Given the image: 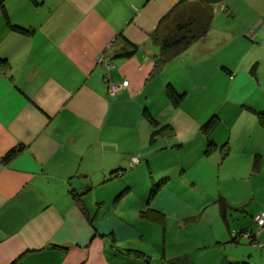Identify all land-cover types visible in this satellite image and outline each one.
I'll use <instances>...</instances> for the list:
<instances>
[{
    "label": "crops",
    "instance_id": "obj_1",
    "mask_svg": "<svg viewBox=\"0 0 264 264\" xmlns=\"http://www.w3.org/2000/svg\"><path fill=\"white\" fill-rule=\"evenodd\" d=\"M181 1H5L0 264H264V227L232 242L217 203L246 207L264 168V0L209 5L207 34L149 77L152 32ZM106 77L129 86L109 96Z\"/></svg>",
    "mask_w": 264,
    "mask_h": 264
},
{
    "label": "trees",
    "instance_id": "obj_2",
    "mask_svg": "<svg viewBox=\"0 0 264 264\" xmlns=\"http://www.w3.org/2000/svg\"><path fill=\"white\" fill-rule=\"evenodd\" d=\"M6 0H0V9L4 8V3ZM188 0H182L177 4L167 15H165L159 22L156 29L152 32V39L159 46V53L154 57V65L151 70L149 77H155L158 75L162 69L177 55H179L183 50H185L193 42L204 37L210 26L213 14L211 12L210 3H206L203 0H195L193 3L189 4L186 9H182V5ZM195 6V13H191L188 10V7ZM182 9V10H181ZM4 11V9H3ZM183 11V13H182ZM5 21L9 28L17 33L28 34L31 33V30L26 28L11 24L8 20L6 13H4ZM136 47V46H135ZM135 49L129 52H123L120 55L130 56L135 53ZM0 62H5V60L0 59ZM166 96L173 103V105H178L183 98V94H178L171 84L166 86ZM259 123L264 128V115L262 113L258 114ZM219 124V119L216 116L211 117L203 126L202 133L207 139L210 138L211 134L214 132L216 127ZM159 129H164V126ZM154 131V133L158 132ZM153 133V134H154ZM217 149V146L213 141L208 140L205 154L208 155L212 151ZM221 151L226 154L228 152L227 143L220 146ZM16 151L12 150L7 154L9 159ZM260 167V156L256 155L253 161V170H258ZM157 188H154L152 193L156 192ZM220 216L224 223L227 225V212L230 208L228 202L224 197H219L217 200ZM153 214V213H152ZM150 211L144 210L140 212V216L149 217L152 215ZM245 230H242L238 233L231 234V241L236 242L239 236H244ZM248 232V231H247ZM259 236V235H258ZM252 240L253 244H256V239L252 236L248 237ZM127 255L140 256V252L134 250H124ZM176 264H188L187 258H179Z\"/></svg>",
    "mask_w": 264,
    "mask_h": 264
},
{
    "label": "rangeland",
    "instance_id": "obj_3",
    "mask_svg": "<svg viewBox=\"0 0 264 264\" xmlns=\"http://www.w3.org/2000/svg\"><path fill=\"white\" fill-rule=\"evenodd\" d=\"M188 10L191 11V13H193L195 11V6L188 7ZM99 58L100 56L98 57L97 62H100L101 58L100 59ZM237 183L240 184V186H247L248 188L250 187L249 184L245 182H236V184ZM255 183L257 185L256 197L250 201L248 200L249 202L246 207L245 205H241L239 206V208L231 207L227 212L228 223L230 229H232V232L234 233H238V231H242L245 229L248 232H255L258 229V226L254 221V216L264 211V168L262 170V173L257 178V180H255ZM222 226L224 230H227L226 224H223ZM240 240L241 243H245L247 241L245 240V238L242 237L240 238Z\"/></svg>",
    "mask_w": 264,
    "mask_h": 264
},
{
    "label": "built area",
    "instance_id": "obj_4",
    "mask_svg": "<svg viewBox=\"0 0 264 264\" xmlns=\"http://www.w3.org/2000/svg\"><path fill=\"white\" fill-rule=\"evenodd\" d=\"M106 67H107V70L109 71L112 68V64L108 63L106 65ZM105 79L107 80V84H108L109 96H115L121 91V89L127 88L129 86V80H127V79L122 80L121 82L111 81L108 77H106ZM254 221L257 224L258 229L255 232H247V231L244 232L243 235L245 237L252 236L254 239H256L258 237V235L261 233V231L264 227V213H259V214L255 215Z\"/></svg>",
    "mask_w": 264,
    "mask_h": 264
},
{
    "label": "water",
    "instance_id": "obj_5",
    "mask_svg": "<svg viewBox=\"0 0 264 264\" xmlns=\"http://www.w3.org/2000/svg\"><path fill=\"white\" fill-rule=\"evenodd\" d=\"M203 1H205L206 3H210V4H216V3L221 2L222 0H203Z\"/></svg>",
    "mask_w": 264,
    "mask_h": 264
}]
</instances>
